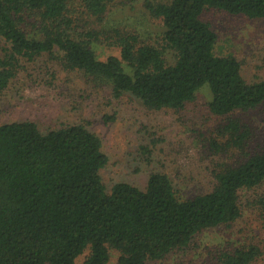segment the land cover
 <instances>
[{
  "label": "trees",
  "instance_id": "1",
  "mask_svg": "<svg viewBox=\"0 0 264 264\" xmlns=\"http://www.w3.org/2000/svg\"><path fill=\"white\" fill-rule=\"evenodd\" d=\"M74 1L0 0V38L7 45L0 90L19 61L55 50L68 67L110 83L115 97L128 92L152 109H181L207 85L209 111L224 120L215 151L235 149L242 157L216 163L209 189L190 197L177 194L160 171L149 174L144 189L117 182L107 192L100 170L108 157L86 126L43 132L28 120L0 123V264H77L86 250L81 264H107L111 248L118 264H146L185 248L205 229L234 223L245 207L264 215V148L252 147L258 141L251 127L232 117L264 103V79L247 81L234 55H216L217 35L200 18L215 7L264 19V0H147V10L162 20L163 47L121 35L120 56L103 60L85 39L97 30L79 31L71 17ZM77 1L101 18L110 0ZM24 15L36 18L33 35L21 27ZM260 256L249 245L222 252L219 261L252 264Z\"/></svg>",
  "mask_w": 264,
  "mask_h": 264
},
{
  "label": "rangeland",
  "instance_id": "2",
  "mask_svg": "<svg viewBox=\"0 0 264 264\" xmlns=\"http://www.w3.org/2000/svg\"><path fill=\"white\" fill-rule=\"evenodd\" d=\"M146 1L110 0L104 15L97 18L84 13L75 0L71 17L79 31L97 30L96 38L85 39L101 60L109 55L120 56L121 35L133 36L140 45L161 48L162 20L147 10ZM200 18L217 35L216 55H234L247 81L264 79L263 18L215 7L204 8ZM35 22L34 16L24 15L21 27L33 35ZM0 47L2 57L7 48L2 38ZM62 56L55 50L34 60L19 61L14 77L0 90V123L28 120L43 132L72 124L86 126L99 137L108 157L100 170L107 192L117 182L144 189L149 174L160 171L172 179L177 194L190 197L209 189L216 163L241 159L239 150L215 151V143L222 140L220 125L224 120L209 111L211 93L207 85L181 109H152L128 92L115 97L110 83L68 67ZM166 57L172 62L173 52L168 50ZM124 67L128 70L126 64ZM236 116L254 132L258 142L252 147L264 148V103L232 115ZM249 245L261 250V256L252 264H264V215L254 207H245L234 223L205 229L185 248L174 249L146 264H220L222 252ZM87 253L77 259V264ZM118 256L119 252L111 248L107 264H118Z\"/></svg>",
  "mask_w": 264,
  "mask_h": 264
}]
</instances>
